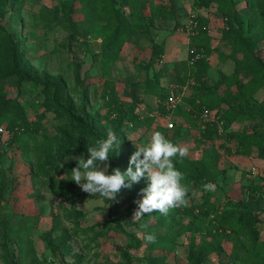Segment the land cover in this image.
<instances>
[{"label": "rangeland", "instance_id": "rangeland-1", "mask_svg": "<svg viewBox=\"0 0 264 264\" xmlns=\"http://www.w3.org/2000/svg\"><path fill=\"white\" fill-rule=\"evenodd\" d=\"M75 1L22 0L8 3L0 17V35H9L19 47L17 54L10 48V62L0 65V97L19 102L32 123L44 115L37 134H21L17 139L0 122V264H127L124 251L135 242L142 248L130 252L131 264H190L188 256L195 247L210 239L205 225L194 215L203 200L221 212L229 200L245 201L248 185L264 190V157H259L252 145L249 156L236 154L235 142L226 138L230 132L264 133V87L254 95L244 115L226 128L222 118L225 87L221 85V76L231 74L234 68L230 40L225 36L228 21L236 18L233 25L238 28V20H242L244 30L248 22L252 25L247 35L255 41L264 63L261 0H241L236 5L222 0V6L211 0L207 7L198 0H162L175 18L155 19L152 24L144 21L147 31L129 38L116 60L107 64L101 61L106 40L84 36L81 28L69 23L66 12ZM119 1L116 9L128 21V10ZM196 47L208 51V68L199 75L195 65L203 53ZM159 48L167 67L161 84L181 98L171 115L172 128L167 127L163 136L176 135V145L188 149L186 158L208 157L221 174L210 182L212 190L206 191L205 184H184L189 189L186 206L164 215L146 214L133 223L138 208L135 201L142 200L141 190L149 183L146 179L134 188L121 189L115 201L97 200L98 194L90 196L72 182L68 167L76 161L66 158L80 157V149L96 147L112 129L120 143L128 146L129 163L136 145L146 146L159 127L164 129L167 115L157 109L165 100L146 94L143 87L158 73L152 58ZM191 49L199 52V59L192 60ZM184 63L187 78H181ZM104 82L113 84L114 99L104 96ZM60 84L63 97L73 105L66 115L51 105L64 102L58 94ZM207 92H215L221 104L210 110L216 132L213 140L205 142L184 115L198 106L206 110L201 99ZM134 113L137 119H132ZM88 125L93 136L85 132ZM43 143L46 146L39 155L35 147ZM113 153L115 150L109 155ZM48 157L58 170L48 177L32 178L30 171L35 172L37 159ZM117 168L124 173L128 166ZM145 223L148 228L143 230L140 225ZM257 226L264 241V213L257 215ZM142 231L155 234L156 243L145 245L138 235ZM222 246L225 255L211 253L202 264H231L227 258L231 243L223 241Z\"/></svg>", "mask_w": 264, "mask_h": 264}, {"label": "trees", "instance_id": "trees-1", "mask_svg": "<svg viewBox=\"0 0 264 264\" xmlns=\"http://www.w3.org/2000/svg\"><path fill=\"white\" fill-rule=\"evenodd\" d=\"M21 1L0 0V17L4 16V8L8 3L17 4ZM216 1L221 6L224 3L222 0ZM230 1L236 5L241 0ZM119 2L128 10V21L125 20L124 14L116 9V0H76L66 12L69 23L76 29L81 28V33L84 36L92 35L94 38L106 40V49L101 56V61L104 64L116 60L129 38L143 35L147 31L144 21L152 24L155 19L173 20L175 18L173 10L166 9L162 0H120ZM198 2L201 6L207 7L211 0H198ZM261 6L264 7V0H261ZM73 15L76 16L73 17ZM233 20L236 22V18ZM233 20L228 21L229 31L226 32L225 36L230 40L231 53L229 56L234 62V68L231 74L221 76V85L223 84L225 87L226 101L222 118L225 120L226 128L244 115L243 112L250 107L254 95L264 87V63L257 53L255 41L247 35L252 29V25L248 22L244 30L242 20H238V28L233 25ZM10 48L17 54L19 47L13 42L12 38L7 34L0 35V65L10 62L7 55ZM196 49L203 53V57L195 65L196 74L199 75L206 72L208 68L205 55V53L208 54V51L205 48L200 49V47H196ZM162 58V51L159 48L152 58L158 65V73L155 74L153 79L145 81L143 87L146 94L162 98L166 102L169 89L163 87L160 81L163 70H167ZM183 65L184 70L181 78H187L188 70L186 64ZM1 78L0 75V81ZM103 84L105 85L103 88L104 96H107L108 100L114 99L113 84L110 82H104ZM62 91L63 86L60 84L58 94L64 102L61 105L55 103H51V105L54 106L53 110H59L60 114L66 115L73 105L63 97ZM202 97V99L200 97L201 104L206 106V111L209 114L210 110H215L221 104L220 98L215 92H207ZM132 109L129 108L128 110ZM157 110L164 116L168 114L165 104L164 106L159 104ZM151 111L149 110V112ZM202 112V107L198 106L195 111L186 113L184 120L191 128L198 131L201 140L207 142L213 140L216 130L213 128V120L208 122L201 120ZM43 116L36 117L35 122L32 123L28 120L27 114L19 102L16 100H3L0 97V122L5 123L15 139L21 134H37ZM137 117L134 113L132 119H137ZM148 120L153 121V117H148ZM158 130L165 135V131L168 130L167 124L164 129L159 127ZM85 132L93 136L89 125ZM226 138L228 141L235 142L236 154L249 156L251 154L249 147L252 145L258 149V156L264 157V133L230 132L227 133ZM176 139V135H172L167 140L176 145ZM45 146L46 143H43L35 147V151L39 155L43 154ZM67 152L72 153L73 149H68ZM128 152V146L121 144L119 150L116 149L115 153L109 155L107 174H112L113 169L116 167L122 168L126 165L129 167ZM79 154L87 157V149H80ZM173 163L175 168L184 176L183 184H207L221 174L214 162L208 157H202L200 160L177 157ZM75 167L76 162L68 167V171L71 172ZM57 170L58 167L52 164L49 157L48 159L38 158L34 167L35 172L31 170L30 175L32 178L37 175L48 177L51 172ZM132 187L134 188V185ZM246 190L245 201L234 203L229 200L227 201L228 207L221 212L217 211L207 200H203V205L200 206L197 215L193 211L191 212L205 225L206 235L210 239L204 240L201 245L195 247L193 253L188 256L190 264H202V261L211 253H216L218 257L225 255L222 246L223 241L231 243V251L227 255L229 263L264 264V241L260 238V231L257 226V215L264 213V190L252 184L248 185ZM54 192L58 196H63V192L59 189H55ZM140 248H142L141 244L135 242L124 251L127 264H131L133 261L130 252Z\"/></svg>", "mask_w": 264, "mask_h": 264}, {"label": "clouds", "instance_id": "clouds-1", "mask_svg": "<svg viewBox=\"0 0 264 264\" xmlns=\"http://www.w3.org/2000/svg\"><path fill=\"white\" fill-rule=\"evenodd\" d=\"M120 141L112 129L107 130L106 139L99 140L96 147L87 148V157L69 156L66 159H75L76 167L71 170L72 182L90 196H97V200L115 201L121 189H131L142 178L149 183L141 190L142 200L135 201L138 205L133 213V223L146 214L159 212L167 214L172 208L186 206L189 189L182 183L184 176L175 168L174 159H183L188 154L186 147L174 145L162 133L155 132L146 146H137L131 156L129 167L122 173L118 168L108 172L109 153L120 149ZM119 152V151H118ZM142 157V158H141ZM101 165H104L101 169ZM132 165L135 166L133 170ZM63 167V165H62ZM204 189L212 190L214 185L207 183ZM146 230L148 224H141ZM145 245L156 243L155 234L142 231Z\"/></svg>", "mask_w": 264, "mask_h": 264}, {"label": "built area", "instance_id": "built-area-1", "mask_svg": "<svg viewBox=\"0 0 264 264\" xmlns=\"http://www.w3.org/2000/svg\"><path fill=\"white\" fill-rule=\"evenodd\" d=\"M192 60H197L200 57L199 52L196 49H191L190 50ZM180 96L177 94V92L174 91V89H169L168 97L165 102L166 110L168 112L167 116L165 117L167 119V127L172 128V123H171V115L175 112V110L178 109L180 106ZM201 120L203 122H208L209 119V113L206 110H203L201 113ZM3 132V129L0 128V133Z\"/></svg>", "mask_w": 264, "mask_h": 264}]
</instances>
